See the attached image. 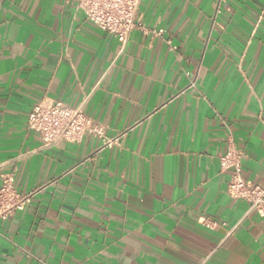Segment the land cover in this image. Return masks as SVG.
<instances>
[{
    "label": "crops",
    "instance_id": "obj_1",
    "mask_svg": "<svg viewBox=\"0 0 264 264\" xmlns=\"http://www.w3.org/2000/svg\"><path fill=\"white\" fill-rule=\"evenodd\" d=\"M122 49L74 0H0V264H264V218L220 156L264 186V0H141ZM164 31L157 36L153 31ZM44 99L99 134L46 146Z\"/></svg>",
    "mask_w": 264,
    "mask_h": 264
},
{
    "label": "built area",
    "instance_id": "obj_2",
    "mask_svg": "<svg viewBox=\"0 0 264 264\" xmlns=\"http://www.w3.org/2000/svg\"><path fill=\"white\" fill-rule=\"evenodd\" d=\"M86 19L97 28L114 35L124 49L131 34L143 29L138 23L141 0H74ZM219 3L223 0H217ZM144 30V29H143ZM164 31H153L160 36ZM28 129L36 132L46 146L62 142L79 143L87 133L99 134L84 105L73 108L61 101L44 99L36 104L28 118ZM222 172L231 171L228 193L232 198L250 204V210L264 218V186L254 185L241 176L242 153L229 149L220 156ZM30 202V195H22L14 186L13 174L3 176L0 186V220H7L14 212L22 211ZM41 264H50L42 262Z\"/></svg>",
    "mask_w": 264,
    "mask_h": 264
}]
</instances>
